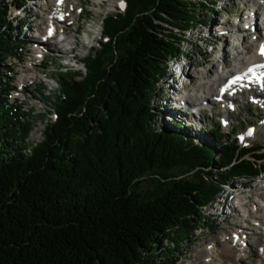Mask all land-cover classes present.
<instances>
[{"label": "trees", "instance_id": "16d2710c", "mask_svg": "<svg viewBox=\"0 0 264 264\" xmlns=\"http://www.w3.org/2000/svg\"><path fill=\"white\" fill-rule=\"evenodd\" d=\"M20 1L0 0V59L22 43L8 17ZM121 1L85 72L58 70L41 141H25L29 124L1 84L0 264H173L203 208L264 173V148L228 139L219 120L198 140L149 105L185 33L211 24L217 0ZM164 242L173 247L160 259Z\"/></svg>", "mask_w": 264, "mask_h": 264}, {"label": "rangeland", "instance_id": "374dc122", "mask_svg": "<svg viewBox=\"0 0 264 264\" xmlns=\"http://www.w3.org/2000/svg\"><path fill=\"white\" fill-rule=\"evenodd\" d=\"M35 1L42 4L40 7L43 8H47L51 5L53 6L52 2ZM245 2L249 4L247 0H221L220 3L217 4V10L210 14L209 21L211 24L209 27L206 24H199L191 30H188V32L185 33V41L181 45L182 52L178 55L179 60L176 61L175 65L170 69L168 68V72L178 70L177 63H179L180 65H184V67L187 66L188 70L192 71V75L196 77L194 82L199 83L198 81L204 78V80H202L206 83L204 86L208 85L211 82L210 78H212L213 72L219 71L218 58H220V50L222 49L223 51L225 46L227 47L230 45L228 39L221 36V32L219 30L217 31L214 27H217V25L221 24L223 21L225 23L230 22L234 13L241 14ZM72 6H75V11L70 18H68V23L63 22L57 24L60 27L62 26L61 28L65 30L71 26L70 29H67L69 34L66 36L72 44L67 45L66 42L61 44L59 41L54 42L53 40H47L45 45H43L44 47L38 50L43 52L39 54L40 56L36 54L38 46L35 48L31 43L42 40L35 37L33 38L32 35L37 32L36 30L39 26L42 28V30H40L41 34H44V31L48 27L47 21L49 20H47V17L51 18V16H48L43 8L39 7L37 9L35 4L32 3H26L24 6L26 10H29L28 13L30 12V14H19L13 12V8L9 9L8 17L12 23L15 24L16 34L19 36V40L22 41V43L15 49L14 54L7 55L6 57L4 56L0 59V87L3 89V81L8 83L7 86H4V89L8 88L9 90V102L17 104L23 112V119L29 124L28 135L25 138V141L28 143L34 144L41 141L45 123L54 120L52 99L54 93L58 89L56 81L58 70L81 71L84 73L85 67L83 66V59H85L89 52L94 53L96 50L102 49L100 41H105V43H107L108 38L104 37L102 34V20L108 14L124 11L125 9V4L121 0H72L68 2V9L72 8ZM233 6L236 9H234ZM88 39H92L93 41V46L90 49H87V42H85L88 41ZM215 42L217 43V55L214 54V51H216L214 46L216 45ZM49 44L52 45L49 46ZM64 45L69 48V54L61 53V48ZM228 50L230 49L228 48ZM234 52L235 51H233V53L230 52V55H233ZM254 53L253 49H250L249 56ZM44 54L46 56L42 59V55ZM216 56L217 58H215ZM34 58L39 59L38 64L35 65L34 77L33 79L27 78L29 81L23 82L22 80H24L26 74H28V72L29 74L31 73L27 69L34 65ZM76 58L79 62L75 68L74 66L71 67L67 65L69 63L72 64ZM197 66H199V68ZM233 68H235V65ZM201 76H203L202 79ZM170 79V76H167V78L161 80L157 84V93L155 92L149 101L150 107L159 108L164 104L163 100L168 98L169 95L166 94L165 87L169 88L167 82ZM248 100L249 102H247L246 99L239 98L236 107H233V112L231 111L229 115H196V117H200L196 119V123L197 120H200L201 125H196L194 129L185 131L195 135L198 140H208L211 137L206 134V127H210L216 120L222 119L223 126L221 129L225 137L238 140L237 142L244 147L259 145L264 148V104H262L263 101L254 103V99L248 98ZM162 108L166 112H170L169 115H166L167 113L163 115V121H167L169 118L180 120L177 118L178 115H175L174 112L170 110L171 106H164ZM218 111H220V108L217 105V112ZM191 119L193 120L191 115H189L188 122H190ZM225 119L227 121H225ZM184 124H186V122H184ZM249 132H251V135L248 134ZM257 183L260 185L257 186ZM262 187H264V174L257 176L255 179H237L229 185H226V187L203 208L206 220L202 228L197 229L194 235L189 238L188 241L184 242L176 251H172L174 255L173 264H195L198 256H201V259L204 260L205 249L209 247L212 239L221 236V233H228L230 234L229 237L232 238L233 229L235 228L234 224H243L244 226L247 223L245 219L248 217L246 208L242 205V202L238 200L239 195H241L242 192L249 194L256 203L261 204L263 201L259 195ZM226 199H228V202L232 200V203L234 202V204H236L237 208L234 216H230L226 211L222 213V204L226 202ZM254 210L256 211L255 208ZM256 213L258 216L264 217L263 209ZM260 227L261 224H257L254 229L261 232L262 229ZM248 241L250 242V246L252 245L253 251H258L260 249L255 234L251 235ZM172 247V243L164 242L163 247L159 250L160 259L164 257L165 250L172 249ZM244 248L248 251L245 252L246 260L242 264H251L253 258L249 254L250 248ZM219 262L220 260L218 263ZM226 264L231 263L227 261Z\"/></svg>", "mask_w": 264, "mask_h": 264}, {"label": "bare ground", "instance_id": "6f19581e", "mask_svg": "<svg viewBox=\"0 0 264 264\" xmlns=\"http://www.w3.org/2000/svg\"><path fill=\"white\" fill-rule=\"evenodd\" d=\"M28 1L31 2L35 0H28ZM40 1L46 2V3H51V2L53 3V6L51 5V6H48L47 8H43V7H40V5L42 4H40L38 1H35V4H37V8L39 7L43 8L46 11L47 15L51 16V18L47 17L48 18L47 20H49L47 21L48 22L47 29L46 30L43 29L49 35L52 33V30H51L52 26L56 27L57 23H63V22L68 23L69 21L68 18H70L72 13L75 11V6H72V8L68 9V2L72 0H40ZM247 1H249V4H247L246 2L245 3L249 7L246 4H244V6L246 5L247 11L245 12L243 11L241 12V14L234 13L233 14L234 18L232 17V20L234 23H236V21L238 20V21L243 22V26H241L240 29H237V32L235 34H232L231 39H234L233 45L230 44L227 47L224 45L225 48H223V51H222V56L223 58H225L224 60L225 65L228 67L229 66L228 63L232 62L233 66L235 65V68H233L232 66V69H227L223 72H219V71L213 72L214 74L212 78H210L211 76L209 77L212 83L210 82L208 85L204 86V84L206 83L202 81L204 80L203 76H201V79L202 78L203 79L201 81H198L199 83L194 82L196 77L192 75V71L188 70L187 66H185L186 67L185 68L184 65H180L179 63H177L178 70H175L174 72L172 71L168 72L169 75L167 76H170L171 79L167 83H168V86L172 84V87H170L172 91L169 92L168 90L169 88L165 87L166 94H169V95H168V98H165L163 100L164 104L161 107H164V106L169 107V103L173 101L172 99L175 98L176 95L185 94V91L182 90L181 83H179V85H177L175 82L173 83L174 77H176L177 79L185 78L188 81L193 83L190 90L186 92L187 95L185 94V98H188V99L191 98L194 105L200 104V106L202 107L204 104L205 106L208 107V106L213 105L214 103L213 101L215 99L224 100V102L222 103L224 109L221 110L222 115H229L233 107L237 105L239 98H243L245 100L246 95H247V98H251L254 100L258 99V96L252 93V92H255L253 89H251L252 92L243 94L241 88H245V87L247 88V86H250V85L252 86L251 88H253V84H255L254 79L258 78L257 76L264 79V54L260 55L257 52H255L253 55L250 54L251 56H249V53L243 54L242 52H239V53L235 52L233 55H230L231 54L230 52L233 53V51H235V48L237 46V44H235L236 43L235 40H239L242 47L250 48L254 46L255 40L257 39L261 40L262 38H264V0H247ZM25 11L26 13H28L29 10H26L25 8ZM28 14H30V12ZM253 17H256V23H253L252 21ZM238 24L241 25V23H238ZM209 25L210 24H207L208 27ZM247 26H255L256 33L251 35V33L248 32V30L246 29ZM70 27L71 26H69L68 28L70 29ZM214 28L217 30V27H214ZM67 29L65 30L62 28V32L64 33V38L61 43L64 44L66 42L67 45H71L72 43L70 42V40H68L66 36L67 34H69ZM40 30H42V28L39 26L36 31H40ZM45 32L44 34H41V35L44 36ZM252 38H254L255 40H252ZM46 41L47 40L36 41V42L31 43V45L33 44L32 46H35V48L38 46L37 52H36L37 55H39L40 53H43L38 50L44 47L43 45H45ZM56 41L58 42L59 40H56ZM50 45L52 44H49V46ZM214 46L216 50L214 51V54L217 55V43ZM228 48L231 51L228 50ZM61 53L69 54L68 47H65L64 45L61 48ZM223 53L225 56L223 55ZM42 56H43L42 57L43 59L45 58L46 55L44 54ZM215 58H217V56ZM38 60H39L38 58L33 59L34 65L30 67L29 69H27L31 73L29 74L28 72V74H26V77L24 78V80H22L23 82L29 81L27 80V78L33 79L35 65L38 64L39 62ZM178 60L179 58L171 59L169 61L168 68L170 69L172 66H174L176 61ZM220 63H221V57L218 58V66L220 65ZM197 67L199 68V66ZM249 69H251L252 71H249ZM167 76L165 78H167ZM236 77H241V79L236 80L234 84H230L229 82L233 81ZM258 101L260 103L261 99H259ZM214 107H215V110H214L215 113H210L209 115H217V102L214 103ZM188 115H192L194 120H196L195 115H201V114L199 110L196 109L194 112H189ZM226 119L225 121H227ZM256 185L258 186L260 184L257 183ZM259 197L263 201V203L261 204L256 203V201L252 199V196L249 194H245L242 192L241 195H239L238 200L242 202V205L246 208V212L248 214L247 219H245V221H247L246 225L243 226V224L235 223L234 224L235 228L233 229L232 238L229 237L230 234L228 233H221L222 234L221 236H217L214 239H212V242L210 243L209 247L205 249L204 260L201 259L202 258L201 256L200 257L198 256L195 264H226L227 261L230 262L231 264H242L246 260L245 252L248 251L244 247L250 248L249 254L253 258V261L251 264H263L264 262V259H263V255H264V217L258 216L256 212H259L261 209H263L264 211V187L261 188ZM222 205H223L222 213L226 211L227 213L230 214V216L235 215V211L237 207H236V204H234V202L232 203V200L228 202V199H226V202ZM254 208L256 209V211L254 210ZM257 224L262 225L261 232L254 229V227L257 226ZM253 234L256 235L258 246L260 247L258 251H253V248L251 247L252 245L250 246V242L248 241L250 236ZM219 260L220 262L218 263Z\"/></svg>", "mask_w": 264, "mask_h": 264}, {"label": "snow or ice", "instance_id": "6c2138e0", "mask_svg": "<svg viewBox=\"0 0 264 264\" xmlns=\"http://www.w3.org/2000/svg\"><path fill=\"white\" fill-rule=\"evenodd\" d=\"M123 6V4H122ZM261 53L264 54V46L261 47ZM249 71H252L251 69H249ZM241 79V77H236L233 81H230V84H234L236 82V80ZM249 135H251V132L248 133Z\"/></svg>", "mask_w": 264, "mask_h": 264}]
</instances>
